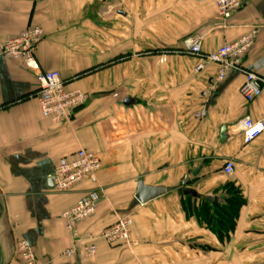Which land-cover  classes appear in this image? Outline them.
<instances>
[{
    "label": "crops",
    "instance_id": "obj_1",
    "mask_svg": "<svg viewBox=\"0 0 264 264\" xmlns=\"http://www.w3.org/2000/svg\"><path fill=\"white\" fill-rule=\"evenodd\" d=\"M106 1L113 2L0 0V264H22L20 240L43 264H264V134L245 144L240 126L247 116L263 117L264 95L247 102L240 94L244 72H233L204 99L219 67L197 72L201 59L185 51L194 37L210 54L257 31L242 71L259 67L264 76V0H244L227 22L211 0H115L123 10L104 17ZM151 20H158L157 30ZM28 27L45 32L40 69L59 72L68 92L88 95L69 122L43 118L36 74L1 55L4 43ZM80 149L100 157L98 182L59 192L51 176ZM227 160L235 163L231 177L223 173ZM187 179L200 195L196 206L220 199L227 183L241 189L246 205L228 241L187 217ZM140 181L167 194L141 205ZM91 192L98 208L77 226L80 234L131 216L137 247L97 240L93 258L82 250L63 256L73 240L62 214Z\"/></svg>",
    "mask_w": 264,
    "mask_h": 264
},
{
    "label": "built area",
    "instance_id": "obj_2",
    "mask_svg": "<svg viewBox=\"0 0 264 264\" xmlns=\"http://www.w3.org/2000/svg\"><path fill=\"white\" fill-rule=\"evenodd\" d=\"M31 1L37 3L44 0ZM193 1L202 3L207 0ZM211 1L216 7L218 17L224 22L230 21L244 5V0ZM256 36L257 31H253L235 43L225 44L210 54L203 53L200 37H194L185 42V51L201 59L196 67L197 72L205 70L210 65L219 67L214 82L203 92L204 99H210L217 85L224 82L233 72H244L240 94L247 102H254L264 95V76L258 73L259 67L242 71L243 59L253 46ZM44 39L45 32L41 27H28L4 43L1 55L21 61L27 69L36 74L38 84L36 97L43 118L51 119L54 123L69 122L73 111L85 105L88 95L81 91L68 92L59 72H46L40 69L36 54ZM203 115L204 113L201 112L197 114V117L201 119ZM240 126L244 143L251 144L264 134V115L257 121L247 116L241 121ZM101 167L102 161L97 154L80 149L73 157L58 163L51 180L59 192H71L87 180L97 183ZM223 173L228 177L235 173L233 160L225 162ZM98 201V194L91 192L62 214L66 229L73 240V247L63 254L64 257H73L78 250L84 251L88 258L95 257L98 250L97 240H103L112 248L121 245H126L128 248L138 246V242L132 239L131 216L120 219L97 234L88 233L84 236L80 234L77 226L96 214ZM16 254L22 264H43L38 259L34 248L25 240L18 241Z\"/></svg>",
    "mask_w": 264,
    "mask_h": 264
},
{
    "label": "trees",
    "instance_id": "obj_3",
    "mask_svg": "<svg viewBox=\"0 0 264 264\" xmlns=\"http://www.w3.org/2000/svg\"><path fill=\"white\" fill-rule=\"evenodd\" d=\"M222 197L219 199L198 200L185 197L182 207L187 217L195 216L206 224L207 228L224 243L228 241L237 227V220L241 209L246 205L242 191L233 183H227L218 190Z\"/></svg>",
    "mask_w": 264,
    "mask_h": 264
},
{
    "label": "water",
    "instance_id": "obj_4",
    "mask_svg": "<svg viewBox=\"0 0 264 264\" xmlns=\"http://www.w3.org/2000/svg\"><path fill=\"white\" fill-rule=\"evenodd\" d=\"M224 132H225V130L223 129L222 133H224ZM199 172H200V170L198 169L197 171H195L193 173V176L196 178L198 176ZM191 182L192 181L190 179L183 181V186H184L183 194L186 197H191L194 199H200V195L195 190L189 188V185L191 184ZM166 194H167V189L146 186V185H144V183L142 181H140L138 183V189H137L135 199L139 204L145 205V204H147L153 200H156L160 197L165 196Z\"/></svg>",
    "mask_w": 264,
    "mask_h": 264
},
{
    "label": "rangeland",
    "instance_id": "obj_5",
    "mask_svg": "<svg viewBox=\"0 0 264 264\" xmlns=\"http://www.w3.org/2000/svg\"><path fill=\"white\" fill-rule=\"evenodd\" d=\"M115 0H113V2H105L102 6V8H100L99 11H101L103 14H104V17H109L108 14H112V11L115 9V10H123L121 7H118V4L117 3H114ZM137 10V7L136 9ZM153 10V9H152ZM106 20H104L105 22ZM154 24L158 25V20H151V26H152V31L154 30H157V26H154ZM151 41L154 42V41H157L158 40V37L157 36H153L151 37Z\"/></svg>",
    "mask_w": 264,
    "mask_h": 264
}]
</instances>
